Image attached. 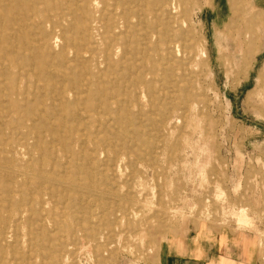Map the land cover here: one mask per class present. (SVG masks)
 Wrapping results in <instances>:
<instances>
[{
    "label": "rangeland",
    "instance_id": "rangeland-1",
    "mask_svg": "<svg viewBox=\"0 0 264 264\" xmlns=\"http://www.w3.org/2000/svg\"><path fill=\"white\" fill-rule=\"evenodd\" d=\"M186 1L191 41L200 53L193 64L194 76L179 84L192 97L157 98V104L151 105L144 96L124 103L122 107L134 117L126 128H142L145 143H138L135 136L116 138L115 161L100 170L106 183L99 180L95 185L108 188L111 195L83 190L68 198L69 192L57 185V198L30 192V197L48 202L45 206L53 207L55 214L48 215L50 222L45 225L47 214L40 205L33 210L38 217L23 212L15 249L6 251L7 259L46 264L49 252L42 256L36 250L42 232L57 245L56 264H159L166 237L208 225L244 235L257 250L256 264H264V100L259 96L264 0ZM242 39L247 42L238 45ZM250 40L258 42L254 48ZM54 48L60 51L58 44ZM140 54L128 53L129 66L138 62ZM245 66L250 69L246 77ZM164 86L157 85L156 91ZM161 111L172 118L162 126ZM27 159L16 155L13 161ZM69 215L73 227L81 226L65 233L63 223ZM244 221L254 227H238Z\"/></svg>",
    "mask_w": 264,
    "mask_h": 264
},
{
    "label": "bare ground",
    "instance_id": "bare-ground-1",
    "mask_svg": "<svg viewBox=\"0 0 264 264\" xmlns=\"http://www.w3.org/2000/svg\"><path fill=\"white\" fill-rule=\"evenodd\" d=\"M187 14L186 0H0V264H16L6 251L15 249L23 212L38 217L33 210L40 205L45 225L55 214L30 192L56 197L57 185L68 198L83 190L111 195L95 185L106 183L100 170L116 156V138L135 136L145 143L142 128H126L134 117L124 103L144 96L150 104L157 98L192 97L179 84L194 76L200 53L194 50ZM133 52L141 54L129 66ZM249 71L245 66V77ZM259 77L264 100V71ZM156 84L165 88L156 91ZM161 116L160 126L172 120L164 111ZM16 155L28 159L14 163ZM19 175L24 178L16 179ZM70 217L63 223L65 233L81 226L73 227ZM36 239L40 255L50 254L46 264H56L57 245L47 233Z\"/></svg>",
    "mask_w": 264,
    "mask_h": 264
},
{
    "label": "crops",
    "instance_id": "crops-1",
    "mask_svg": "<svg viewBox=\"0 0 264 264\" xmlns=\"http://www.w3.org/2000/svg\"><path fill=\"white\" fill-rule=\"evenodd\" d=\"M244 235L229 228L204 225L183 235L168 236L159 264H256L257 250Z\"/></svg>",
    "mask_w": 264,
    "mask_h": 264
},
{
    "label": "clouds",
    "instance_id": "clouds-1",
    "mask_svg": "<svg viewBox=\"0 0 264 264\" xmlns=\"http://www.w3.org/2000/svg\"><path fill=\"white\" fill-rule=\"evenodd\" d=\"M238 227L250 229V228L254 227V225L251 223H245V224H239Z\"/></svg>",
    "mask_w": 264,
    "mask_h": 264
}]
</instances>
